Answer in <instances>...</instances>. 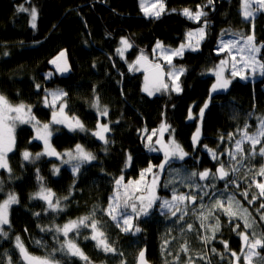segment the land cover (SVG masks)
Instances as JSON below:
<instances>
[{
	"label": "trees",
	"instance_id": "1",
	"mask_svg": "<svg viewBox=\"0 0 264 264\" xmlns=\"http://www.w3.org/2000/svg\"><path fill=\"white\" fill-rule=\"evenodd\" d=\"M164 4L166 10L157 19L144 15L140 0H0V94L11 105L30 106L35 120L45 124L52 121L54 112L49 93H67L63 97L67 120L78 119L85 131H70L67 125L54 126L52 147L61 152L80 144L96 156V160L83 164L79 173L73 174L68 165H63L59 167V174H53L58 163L55 158L45 155L35 159L43 143L35 138L33 127L29 124L17 127L14 148L8 153L11 171L0 172V203L9 193H14L19 203L10 207V223L2 226L8 236H0V264H7L8 257L12 264H23L15 247L17 236L32 255L48 256L59 248L64 237L60 235L58 241L54 231L45 232L41 228L63 226L93 211L97 220L107 222L104 231L117 253H104L95 247L94 241L84 239L90 235V229L82 228L79 236L70 233L69 238L75 239L92 264H121V260L124 264H136L138 253L144 247L153 264H186L189 257L194 264H207L209 260L211 264H229L231 252L225 251L221 241H227L231 251L240 253L242 242L232 230L234 224L229 223L228 216L217 213L220 231L206 244L201 237L212 233L200 227L198 218L199 212L208 213L211 199L226 200L229 195H234L257 219L260 224L257 233L264 231V222H259L256 212L264 198L248 204L241 195L248 190L250 200L253 193H258L253 181L264 182V177L256 174L264 165V157L248 155V143L244 146L245 156H237L239 162L231 160L225 151L231 150L239 139L238 129L247 125L248 133H254L264 119V74L254 81L230 74L231 83L226 90L212 91V85L217 82L215 73L220 70L218 66L222 60H229L227 51H219L224 34L240 38L254 34V42L260 49L259 59L264 63V10L258 11L250 21L242 16V0H214L213 4H208V0H164ZM21 6L28 11H19ZM32 8L38 13L35 28L31 27ZM185 8L194 12L202 9L207 16L194 21L182 14ZM204 24L206 34L200 47L173 57L171 65L166 66L167 69L173 66L184 69L180 92L170 87L163 94L149 96L143 90L144 72L130 69L127 60L117 52L121 38L131 42L127 54L131 62L152 52L157 42L178 48L185 41L187 31ZM61 52H65L69 60L66 75L57 70L60 60L57 64L51 63ZM45 98L48 105L44 103ZM97 101L101 109L107 108V116H101L93 107ZM205 103L208 107L200 118ZM190 113L192 119H189ZM163 122L171 126L175 139L187 153L183 160L172 163L183 171L199 173L206 169L215 172L221 161L226 167L232 166L231 162L238 169L235 173L229 169V179L235 184L228 183L225 191L226 181L218 179L214 188L208 191L200 188L202 192L197 197L203 196L205 207L195 211L190 207L183 220L178 217L184 213L172 217L158 201L147 216L141 215L138 219L134 216L133 224L140 227V232H122L103 210L116 191L117 179L123 176L126 185L152 162L158 164L163 159L162 152L150 151L147 146V137ZM98 123L108 124L111 129L105 134L107 144L92 135ZM198 127L200 136L194 144L193 136ZM229 133L234 134V139H228ZM151 144L158 148L156 138ZM260 147V144L256 146L257 153ZM209 149L217 153L219 160L213 159ZM25 151L32 154V160L23 159ZM192 182L204 186L198 176L192 177ZM164 183V179L160 180L159 194L170 195ZM41 185L51 189L54 200L61 199L63 212L46 210L45 201L32 198ZM65 196L68 200H63ZM205 223L214 224L215 220L210 217ZM234 223L241 225L237 231H244L242 220L236 219ZM188 224L194 225V230L188 231ZM165 241L169 242L166 246ZM185 243L189 248L187 254L180 251ZM258 251L264 256V249ZM54 256L61 264H84L79 258L58 251ZM202 256L205 259H201ZM257 260L258 257H254L253 263L257 264Z\"/></svg>",
	"mask_w": 264,
	"mask_h": 264
},
{
	"label": "snow or ice",
	"instance_id": "2",
	"mask_svg": "<svg viewBox=\"0 0 264 264\" xmlns=\"http://www.w3.org/2000/svg\"><path fill=\"white\" fill-rule=\"evenodd\" d=\"M214 0H208V4H213ZM255 3L258 7L256 9L252 8V4ZM200 8V6H197ZM140 8L141 11L144 13L145 16H151L154 18H159L162 13L165 12V4L164 0H154V2H149V0H140ZM19 11H28V9L23 8L22 6L18 9ZM264 10V0H244L243 3V16L245 19H248L249 17H253V14L255 11ZM173 11H175L173 9ZM182 14L186 16L189 19L200 21L201 17L207 16V13L204 12L202 9L199 11H196L193 13L190 9L185 8L183 9ZM31 15V27H36V20H37V10L35 8L31 9L30 12ZM193 35H198L200 40L204 39L205 31L204 28L197 29L196 33L189 32L188 36L191 38ZM244 43L241 45L239 40H228L221 43V47L219 51H227L229 55H232V50L236 49L238 53L245 54L246 56H242V60L244 61L241 69H237L235 61V56H232L233 63H232V72L231 76L235 77L237 75L241 76V79H245L246 76L241 75V72H245L247 69L251 68L252 72L255 73L257 71V68H259L261 74H264V63H259L256 59L255 53L259 52V48L255 45V36L254 34L248 35L247 37H244ZM122 48H118L117 52L123 56L124 55V49L131 48L132 45L129 43V41L126 38H121L120 41ZM199 41H197V45L194 47L191 42L187 44H181L179 48L175 50H171L168 52H165L162 48V45L157 42L156 48L162 50V55L167 60V63L171 65L172 58L175 56H182L185 48H191L192 50H196V47H198ZM154 52L156 49L153 50ZM65 57V53L61 52L60 55L51 63L57 64V61L61 58ZM141 61L147 62V57L143 54L138 58L136 61V64H140ZM228 63V61L222 60L219 67V71H216L215 75L217 77V82L212 85V91L215 92L217 90H226L230 83V79H225L222 76L223 71V65ZM132 66H130L131 68ZM150 68L152 71V82L151 87L149 86V76H145V87L144 91L148 93L149 96L153 95V91H159L161 87L164 89L168 88L167 84L163 83V71L161 69L160 64H152L149 67H145V72H148ZM57 70L60 72H67L69 70L67 61H64L63 66L57 64ZM184 72V69H179V71L173 70L172 72H169L167 75L170 79L173 80V90L176 92L182 91L180 84L177 82L179 80V76L182 75ZM39 88V85L36 86ZM49 95L52 96V104L50 106H55L56 100L61 99L62 97L66 96L67 93L63 91H57L49 93ZM44 103L48 105V100L45 98ZM99 112L101 116H107L108 110L107 108L101 109L99 107L98 101L96 104L93 105ZM208 107V104L205 103L204 107L200 110V118H203L204 110ZM10 113H16L15 116H10ZM59 113L61 116H63L64 113V105L60 106ZM27 117V118H25ZM191 113L189 114V119H192ZM12 121V123H9V121ZM16 121H19L20 123H33L34 127L38 126L40 124L39 121L35 120V117L31 115V107L25 106L23 103L13 106L10 104L8 99L0 95V168L6 169L9 172L11 169L9 168L8 162H7V153L11 152L13 150V146L15 143L14 139V128ZM51 123L54 124H66L70 131H76L79 129L80 131H85L84 125L78 120L74 119V122H68L67 117L64 118H58V115L56 112H53L52 114V121ZM247 125L244 129H238V132H240V139H237L235 141V152L230 150L227 151L229 157L233 161H237V156L244 157L245 156V150L243 145L245 143H248L250 145V151L248 155L254 156L256 154L260 155L261 157H264V119L260 120V124L257 128V131L255 133L249 134L247 131ZM163 130H166L165 125H161V138L163 136ZM111 129L108 124H97V131L93 132L92 135L97 137L99 140L103 141L105 144H107L109 141L107 140L105 134L110 132ZM52 132L50 130V124L45 123L42 125V132L38 129L36 139L42 140L44 143V151L41 153H37L35 156V159H39L41 156L47 155V156H55L58 159H61L62 164H70L71 170L73 174L79 173L81 166L85 163H90L91 161L96 160V156L86 151L83 146L80 144H77L75 146V150L73 151H67L63 154L58 153L54 148L51 147L49 143V138L51 137ZM156 135V132L154 131L152 135H149L147 137V141L149 144L147 145L149 147L150 151H158V149L154 148L151 144L152 136ZM200 136V128L198 127L196 130V133L193 136V142L194 144L198 141V138ZM223 139V137H221ZM228 139L232 140L234 139V134L229 133ZM157 144L162 143V139H158L156 141ZM171 148L167 144L164 145V162L161 163L158 167L163 170L164 164L168 163L170 159L172 158H178L180 160H183L184 157L187 155L183 151V149L180 147L179 144H177L174 140L170 142ZM260 144L261 147L259 148V151L257 153L256 146ZM209 152L211 153L213 159L219 160V156L217 153L211 149H209ZM23 159L25 161L32 160V154L25 151L23 154ZM62 155L66 156L67 159H62ZM128 161H131V156L128 157ZM239 162V161H237ZM231 172L235 173L238 171V169L235 166H230ZM230 170L229 168H226L224 162L219 163V167L216 168L215 172H212L210 169H206L202 172H192L190 174L191 177L198 176L200 180H206V179H219V180H225V191L228 190V183L235 184L234 180H230ZM59 167H54L53 174H59ZM152 172V166L150 165L149 168L143 170L140 174L139 180L135 181H129L126 185H124V192L121 194L119 189L124 181V177L121 176L119 179L115 181V184L117 186V191L114 193L112 197H109V202L107 205V208L104 209V214L107 215L112 222H115V226L120 228L122 232L128 233V232H140L141 229L138 226H135L133 224V215L129 214L128 209H131V213L135 215V217L138 219L141 215L147 216L149 214V210L153 207L155 202L160 199L155 194V189L157 185V178L156 175H153V178L151 180V184L146 183V177L145 173H151ZM259 176L264 177V165H262L258 172L256 173ZM38 179H42L38 177ZM255 184V188L258 189V193H253L252 198L249 200V191L244 190L241 195L244 197L245 200L248 201V204L254 203L256 200L260 198H264V182H256L253 181ZM191 187H207V186H200V185H190ZM210 187H215L214 184L209 185ZM237 188H239V185H237ZM249 188H251V185H249ZM135 193H147V195H134ZM204 195H208L207 192H204ZM55 194L51 191V189H48L41 185L40 190L33 194L32 198L36 199L39 198L40 200H43L47 204V209L54 213H59L64 211V207L61 206V199L56 198L54 200ZM198 197L195 193L190 194H179L177 195L174 191L171 200H163L160 207L162 209H166L168 213L171 214L172 217H176L177 213L182 212L181 205H185L184 208V214L178 217V220H183L184 216L187 215V205L185 204L186 201H188L191 204H195ZM199 199H203V196L199 197ZM63 200H68V197H63ZM19 203L18 197L14 193H9L7 199H5L2 203H0V236H3L7 238L8 233L3 230V225L9 224V209L13 204ZM200 207L203 209L205 206L203 204L200 205ZM264 202H261L259 207L256 209V212L258 213L259 222H264ZM195 211V210H194ZM217 213H223L224 215L228 216L229 223L234 224L232 230L234 232H237V235L241 239V250L238 254L235 251H231L228 247L227 241H221V243L224 244V248L226 252H231L232 259L229 260V264H241V259H243V264H253V257H258L257 264H264V256H260V252L258 250L264 249V231L257 233L256 229L260 226L257 219L251 215V213L248 211L247 208H243L240 201L236 200L234 195H229L227 197V200L223 199H215L212 206L208 209V213L205 214V212L201 211L198 213V218L200 219V227L205 228L206 230H210L212 235L211 236H202L201 239L207 244L210 243L211 240L215 239L216 233L220 231V220L219 215ZM163 214V213H162ZM34 215L39 216L40 213H34ZM96 214L95 211H93L91 214L82 216L77 218L76 220H70L67 223H65L63 226H56L54 228H41V231L45 232H55L56 239L59 241V236L62 235L64 237V240L62 243H60V246L58 249H53L52 253H50L46 257H38L32 255L27 248L24 246V244L21 241V238L17 236L15 238L16 244L15 247L19 250L20 253V260L23 262V264H61V261L57 260L54 256L55 252H61L64 255L71 256V257H77L80 260L84 261V264H92V261L89 259V257L84 253V251L79 247V245L76 243L74 238H69L70 233H75V235L79 236L81 234V229L86 228L90 229V235L84 236V239L91 240L95 242V247L103 251L104 253H111L116 254L117 249L113 246L112 243L109 242L106 232L104 231L106 221H100L95 218ZM212 217L215 220L214 224H206L205 222ZM236 219L243 221V228L244 231H237L241 227L239 223H234ZM251 229L249 232L248 230ZM187 230L192 231L194 230V225L188 224ZM37 244H40V241L36 242ZM168 241H165V246L168 244ZM166 250V248H165ZM181 252H184L187 254L189 252V248L187 246V243L181 245L180 248ZM211 251L213 253H216V249L212 248ZM120 256H123V253H119ZM223 255H221V259H223ZM179 260V256L176 258ZM201 259H205V257H201ZM7 264H12L11 257H8ZM121 264H124V261L121 260ZM137 264H148V261L145 256V251L141 250L138 253L137 257ZM186 264H194V261L191 260V257H189V260L186 262ZM207 264H211V261H207Z\"/></svg>",
	"mask_w": 264,
	"mask_h": 264
},
{
	"label": "rangeland",
	"instance_id": "3",
	"mask_svg": "<svg viewBox=\"0 0 264 264\" xmlns=\"http://www.w3.org/2000/svg\"><path fill=\"white\" fill-rule=\"evenodd\" d=\"M149 2H154V0H149ZM243 3H244V0H242V8H241V12H242V16H243ZM258 6L255 4V3H253L252 4V8L253 9H256ZM197 11H199V10H197ZM193 13H195L194 11H192ZM257 14H258V11H255L254 12V14H253V17H249L248 18V20H250V21H253L254 19H255V17L257 16ZM149 17H151V16H149ZM244 17V16H243ZM195 21V20H194ZM199 28H204V31H205V34H206V24H204L202 27H199ZM199 28H197V29H199ZM197 29H193L191 32L192 33H196V31H197ZM205 37V36H204ZM128 41H129V43L131 44V42H130V40L128 39V38H126ZM239 40L240 41V44L242 45L243 43H244V39L243 38H240V37H238V36H236V35H234V34H224L223 36H222V38H221V40H220V42H219V49H220V47H221V43L222 42H225V41H228V40ZM197 41H199V44H198V47H196V49H198L199 47H200V44H201V42L203 41V39L202 40H200V38H199V36L198 35H193L191 38H189V36L187 35L186 36V40L184 41V42H182V44H187V43H189V42H191V44L195 47L196 45H197ZM161 45H162V48H163V50L165 51V52H168V51H171V50H175V49H177V48H169V47H166V46H164L161 42H159ZM157 45V44H156ZM256 45V44H255ZM123 46L121 45V48H122ZM256 47H258L259 48V46L258 45H256ZM179 48V47H178ZM131 48H127V49H124V55L122 56L125 60H127V62H128V64H129V66H132L130 69H132L133 71H142V72H144V87H145V76L147 75V76H149V86L151 87V82H152V69L150 68V70L148 71V72H145V67H149L150 65H152V64H160L161 65V69H162V71H163V73H164V75H163V83L164 84H167L168 85V88L167 89H169L170 87L173 89V80L172 79H170L169 78V76L167 75L169 72H172L173 70H176V71H179V69H181L180 67H171L170 69H167L166 68V66H168L169 64L167 63V60L164 58V56L162 55V50L161 49H157L156 48V46H155V48L154 49H156V51L154 52V51H152V52H150L149 54H143L144 56H146L147 57V62H145V61H141V63L140 64H136V61L138 60V59H136V60H134L133 62H131L129 59H128V56H127V54H128V52H129V50H130ZM153 49V50H154ZM189 49H191V48H185L184 49V52L186 51V50H189ZM258 54H259V52H257V53H255V56H256V59H257V61L259 62V63H261V61H260V59H259V56H258ZM235 56V63H236V66H237V69L239 70V69H241V67H242V65H243V63H244V61L242 60V56H246L247 55V53H245V54H241V53H238L237 51H236V49H233L232 50V55H229V60H228V63H226L225 65H223V71H222V76L225 78V79H229V75L231 74V72H232V63H233V59H232V56ZM141 56V55H140ZM139 56V57H140ZM138 57V58H139ZM173 59V58H172ZM241 75H244V76H246V78L245 79H247V80H252V81H254V80H256V79H258V78H260L261 76H262V74H261V72H260V70H259V68H257V71L255 72V73H253L252 72V70H251V68H249V69H247L245 72H241ZM237 76H239V77H241L240 75H237ZM180 77H181V75L179 76V80L177 81L179 84H180ZM180 87H181V85H180ZM167 89H164L163 87H161V89L159 90V91H153V95H151V96H154V95H158V94H163V93H165L166 92V90ZM224 91V90H223ZM54 92H57V91H54ZM147 93V92H146ZM148 94V93H147ZM0 95H2V94H0ZM52 100H53V98H52V96L50 95V100H49V103L50 104H52ZM25 105V104H24ZM61 105H64V113H63V116H61L60 115V113H59V109H60V106ZM13 106H17V105H13ZM25 106H28V105H25ZM53 107V106H52ZM54 108V112H56L57 113V115H58V118H64V117H67L68 118V115H67V113H66V103L63 101V97L61 98V99H59V100H56V102H55V106L53 107ZM10 116H15L16 115V113H10L9 114ZM31 115H32V112H31ZM25 118H27V117H25ZM9 123H12V121L10 120L9 121ZM22 124H29L30 126H32L33 127V129H34V132H35V137L37 136V131H38V129L42 132V123H40L38 126H36V127H34L33 125H34V122L33 123H20L19 121H16V123H15V128H14V139H15V131H16V129H17V127L18 126H20V125H22ZM48 124H50V130H51V132H52V135H51V137L49 138V143H50V145H51V147H52V143H51V138H52V136L54 135V133H55V131H56V127H54V126H57V125H66V124H54V123H48ZM161 125H165L166 126V130H163V136H162V138H161V135H160V132H161ZM158 128H156V129H154L149 135H152V133L155 131L156 132V135H153L152 136V139H154V138H156V141L158 140V139H162V143H160V144H157L158 145V148H156V147H154V148H156V149H158V151H160V152H162V154H163V156H164V145L165 144H167L168 146H169V148H171V144H170V142L171 141H175L177 144H179L178 143V141L175 139V136H174V134H173V131H171V126L168 124V123H166V122H163L162 124H161ZM256 132V131H255ZM254 132V133H255ZM249 134H252V133H249ZM239 139H240V137H239ZM237 140V139H236ZM41 142L43 143V141L41 140ZM245 144H247V143H245ZM245 144L243 145V147L245 146ZM180 145V144H179ZM13 148H14V146H13ZM53 148V147H52ZM74 150H75V148L74 149H72L71 151H73L74 152ZM86 150V149H85ZM44 151V143H43V149H42V151L41 152H43ZM67 151H70V150H66V151H61V152H58V153H61V154H63V153H65V152H67ZM87 151V150H86ZM230 151H233V152H235V143L233 144V146H232V149L230 150ZM40 152V153H41ZM89 152V151H88ZM186 153V152H185ZM45 156V155H44ZM41 157H43V156H41ZM50 157H52V158H55L56 159V161H58V163H56V167H61V166H63V165H68L69 166V168L71 169V165L70 164H62V162H61V159H58L57 157H55V156H50ZM186 157V156H185ZM184 157V158H185ZM164 158L165 157H163V159L158 163V164H155L154 162H152L150 165L152 166V172L151 173H145V177H146V183H148V184H151V180H152V178H153V175H156V178H157V185H156V189H155V194L158 196V197H160V199L159 200H157L156 202H155V204L159 201L160 202V205H161V203H162V201L163 200H165V199H167V200H171V198H172V195H173V193H174V191H175V193L177 194V195H179V194H181V193H183V194H190V193H195L196 195L198 194V193H201L202 192V189H200L199 187H191L190 185H195L193 182H192V177L190 176V174L192 173V172H195L194 170H187V171H183V170H181V167L178 165V164H175V163H172L173 161H180V159H178V158H172V159H170V161L168 162V163H166V164H164V168H163V170H161L158 166L161 164V163H163L164 162ZM62 159H67V157L66 156H63L62 155ZM230 161V160H229ZM7 162H8V153H7ZM225 164V163H224ZM230 165H232L233 166V164L230 162L229 163ZM130 165V162H128V166ZM149 165V166H150ZM149 166L147 167V168H149ZM226 166V165H225ZM146 168V169H147ZM226 168H229L230 169V166L229 167H226ZM1 170H3L2 168H0V172H1ZM145 170V169H144ZM202 172V171H201ZM169 176V177H168ZM139 178H140V176L138 177V178H133V179H130L129 181H135V180H139ZM168 178H169V181H168ZM162 179H164L165 180V182L167 183H164V187H169V189H170V191H171V193H170V195H167V196H161L160 194H159V187H160V180H162ZM217 180L218 179H215V180H213V179H206V180H201L202 181V185H204V186H207V187H205L206 188V190L208 191L210 188H213V187H210L209 185H212V184H214L215 186H216V183H217ZM128 181V182H129ZM168 181V182H167ZM127 182V183H128ZM126 183V184H127ZM124 185H125V182L123 181V183H122V185H121V187H120V189H119V191H120V193L122 194L123 192H124ZM179 189H184V190H182L181 192H178L177 190H179ZM116 191H117V186H116ZM116 191H115V193H116ZM223 191V190H222ZM222 191H220V192H222ZM217 193H219V192H217ZM217 193H215V194H217ZM214 194V195H215ZM114 195V194H113ZM112 195V196H113ZM134 195H147V193H135ZM111 196V197H112ZM227 200V199H226ZM215 201V199L214 200H210V206H212V202H214ZM203 203V201L202 200H199V199H197V201H196V203L195 204H191V203H189L188 201H186L185 202V204L187 205V211H188V209L191 207L193 210H197L198 208H200V205ZM181 208H182V212H179V213H184V208H185V205H181ZM164 210H166V209H164ZM128 212H129V214H131V215H133V218H134V214H132L131 213V209H128ZM255 257V256H254ZM253 257V258H254ZM252 258V259H253ZM254 264V263H253Z\"/></svg>",
	"mask_w": 264,
	"mask_h": 264
},
{
	"label": "water",
	"instance_id": "4",
	"mask_svg": "<svg viewBox=\"0 0 264 264\" xmlns=\"http://www.w3.org/2000/svg\"><path fill=\"white\" fill-rule=\"evenodd\" d=\"M65 53V52H64ZM67 61V65H68V67H69V60L67 59V57H66V54H65V57H63V58H61L60 59V65L61 66H63V64H64V61ZM60 72V71H59ZM61 74H63V75H66V72H60ZM219 167V166H218ZM217 167V168H218ZM142 250H144L145 251V256H146V259H147V261H148V264H153L149 259H148V257H147V249H146V247H144ZM138 257V256H137ZM136 264H137V260H136Z\"/></svg>",
	"mask_w": 264,
	"mask_h": 264
},
{
	"label": "crops",
	"instance_id": "5",
	"mask_svg": "<svg viewBox=\"0 0 264 264\" xmlns=\"http://www.w3.org/2000/svg\"><path fill=\"white\" fill-rule=\"evenodd\" d=\"M246 20H248V19H246ZM191 31H192V30L187 31V32H186V36H187L188 33L191 32ZM185 40H186V38H185ZM183 73H184V72H183Z\"/></svg>",
	"mask_w": 264,
	"mask_h": 264
}]
</instances>
